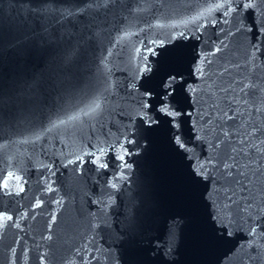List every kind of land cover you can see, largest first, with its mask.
Instances as JSON below:
<instances>
[{
  "label": "water",
  "instance_id": "obj_1",
  "mask_svg": "<svg viewBox=\"0 0 264 264\" xmlns=\"http://www.w3.org/2000/svg\"><path fill=\"white\" fill-rule=\"evenodd\" d=\"M261 25L264 0H0V264H264Z\"/></svg>",
  "mask_w": 264,
  "mask_h": 264
},
{
  "label": "snow or ice",
  "instance_id": "obj_2",
  "mask_svg": "<svg viewBox=\"0 0 264 264\" xmlns=\"http://www.w3.org/2000/svg\"><path fill=\"white\" fill-rule=\"evenodd\" d=\"M261 26H264V25H261ZM260 26H257V30L259 29Z\"/></svg>",
  "mask_w": 264,
  "mask_h": 264
}]
</instances>
